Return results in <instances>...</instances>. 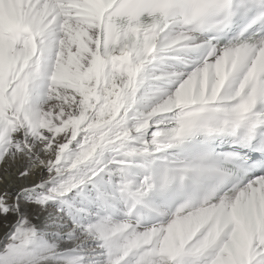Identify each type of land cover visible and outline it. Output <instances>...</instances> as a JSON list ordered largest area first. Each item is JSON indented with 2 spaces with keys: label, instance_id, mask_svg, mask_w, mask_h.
<instances>
[{
  "label": "snow or ice",
  "instance_id": "6c2138e0",
  "mask_svg": "<svg viewBox=\"0 0 264 264\" xmlns=\"http://www.w3.org/2000/svg\"><path fill=\"white\" fill-rule=\"evenodd\" d=\"M0 264H264V0H0Z\"/></svg>",
  "mask_w": 264,
  "mask_h": 264
},
{
  "label": "bare ground",
  "instance_id": "6f19581e",
  "mask_svg": "<svg viewBox=\"0 0 264 264\" xmlns=\"http://www.w3.org/2000/svg\"><path fill=\"white\" fill-rule=\"evenodd\" d=\"M0 172H2V170H0ZM0 187H2V185H0ZM4 232H5V229H4V227H3V223L0 222V239L3 238V236H4Z\"/></svg>",
  "mask_w": 264,
  "mask_h": 264
}]
</instances>
